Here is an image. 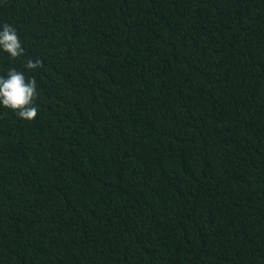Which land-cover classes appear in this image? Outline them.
Listing matches in <instances>:
<instances>
[{"label": "trees", "instance_id": "1", "mask_svg": "<svg viewBox=\"0 0 264 264\" xmlns=\"http://www.w3.org/2000/svg\"><path fill=\"white\" fill-rule=\"evenodd\" d=\"M38 84L0 108V264H264V0H0Z\"/></svg>", "mask_w": 264, "mask_h": 264}, {"label": "clouds", "instance_id": "2", "mask_svg": "<svg viewBox=\"0 0 264 264\" xmlns=\"http://www.w3.org/2000/svg\"><path fill=\"white\" fill-rule=\"evenodd\" d=\"M0 53L7 54L12 60L24 56L22 41L17 29L8 23H0ZM43 66L39 59H27L23 70L11 68L0 75V108L8 109L22 120H32L37 116L39 95L38 84L27 71H35Z\"/></svg>", "mask_w": 264, "mask_h": 264}]
</instances>
